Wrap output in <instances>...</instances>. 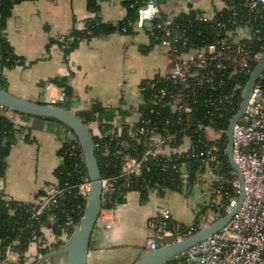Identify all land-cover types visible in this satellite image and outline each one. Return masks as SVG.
Here are the masks:
<instances>
[{
    "label": "trees",
    "instance_id": "trees-1",
    "mask_svg": "<svg viewBox=\"0 0 264 264\" xmlns=\"http://www.w3.org/2000/svg\"><path fill=\"white\" fill-rule=\"evenodd\" d=\"M31 0H0V86L8 88V80L5 77L6 68L15 67L23 63V59L16 54L7 36L8 20L13 14L15 5ZM108 0H88V9L92 13L86 21L83 29H74L63 40L52 41L61 45L66 56L77 48L79 43L96 36H107L114 32L134 34L139 10L146 5L147 0H124L127 15L118 23H107L101 17V3ZM161 2L159 1V4ZM201 10H190L183 12L173 18L171 25L174 33L185 32L189 37L187 48L205 46L219 36H228L229 32H236L240 28L251 27L253 53L264 51V7L251 11L247 0H225V7L218 11L214 17L204 20L198 17ZM162 18L168 15L162 13ZM221 23V24H220ZM220 24V25H219ZM152 29L159 34V38L150 37L149 46L142 45L141 52L148 53L150 49L160 44L165 33L152 24ZM252 64L251 71L255 68ZM172 66V62H171ZM170 66V67H171ZM251 71L247 74L235 76L226 81L224 85L199 87L197 97L190 96L194 104V110L190 112H175L171 110L170 103L177 99L179 93L192 94L193 86L185 88L178 86L169 80L167 76L157 74L146 78L141 82L142 96L144 103L137 107L125 109L122 107H108L101 102H95L89 109L79 112L85 123L91 125L97 123L100 128L99 134H94V141L97 144L96 156L99 160L103 177L116 176L117 188L110 199L105 202V207L116 208L126 201L127 194L132 191L140 192L143 199H147L152 191L163 195L166 191H183L194 184L202 182L204 173L212 169L217 176L214 182L215 188L220 190L222 207L215 204L204 207L219 214L217 219L227 213V206L236 197L233 187V180L236 176L232 168L228 153V128L231 119L240 108L242 101V90L250 78ZM156 83L151 88L150 81ZM56 85L65 88L67 100L58 105L67 106L71 103L72 89L68 76H57L51 80ZM236 82H240L241 88L237 95L232 97V89ZM193 84V83H192ZM165 88L167 95H157V89ZM207 99V100H206ZM7 108L0 106V177L7 172V158L12 146L24 135L29 139L32 126L26 127L17 124L7 115ZM142 112L144 117L152 118L154 124H158L163 132L177 134L175 145L185 142L189 138L190 149L184 155H174L173 159L157 157L150 158L146 162L141 175L125 176L122 172L124 159L127 155L140 157L146 150L149 141L137 140V134L130 135V129L136 131L139 124L133 127L126 121L129 115ZM28 116V115H26ZM182 116V118H181ZM37 120L52 121L43 117H35ZM184 119L183 123H179ZM121 121L122 132L119 135L116 122ZM56 122V121H55ZM211 127L220 133V138L212 140L209 138L207 128ZM126 143L128 148L123 146ZM216 149L212 150V147ZM202 150H211L210 154L200 156ZM63 156L62 164L55 169L56 183L63 189L62 195L57 202L48 210H45L37 217L34 216L39 204L38 202H23L12 198L0 199V264H28V251L34 242L39 245L46 244L44 230L50 228L58 237L66 235L68 238L75 230L83 214L86 198L81 194L79 185L88 177L84 155L78 139H68L61 151ZM216 159L213 160L212 157ZM186 165L188 177L183 181L182 164ZM44 194L42 189L38 195L39 199ZM218 208V209H217ZM199 220L194 224L195 232L200 229ZM182 231L188 228L180 224ZM66 240H59L52 245L41 248V253L46 254L52 249L62 247ZM8 250L15 252L18 257L11 260L8 257ZM35 259L30 264H35ZM162 264H174V259L167 260Z\"/></svg>",
    "mask_w": 264,
    "mask_h": 264
},
{
    "label": "crops",
    "instance_id": "crops-1",
    "mask_svg": "<svg viewBox=\"0 0 264 264\" xmlns=\"http://www.w3.org/2000/svg\"><path fill=\"white\" fill-rule=\"evenodd\" d=\"M87 1L31 0L15 5L8 20L7 36L23 63L4 70L12 93L43 101L45 86L57 76H68L72 89L71 109L75 112L89 109L95 102L131 109L143 100L141 82L151 78L145 76V68H152L153 76L169 72L168 48L156 44L148 54H142L141 46L151 43L146 30L136 29L134 34L117 31L86 39L66 56L61 45L51 42L63 40L74 29L85 27L92 16ZM159 6L162 13L172 18L190 10L214 16L225 7V0H165ZM126 15L124 0L101 3V17L107 23H118ZM132 74H137L136 80ZM9 117L32 129L29 139L22 134L12 146L6 175L0 177V199L38 202V193L47 184L56 183L55 169L63 162L60 151L74 134L55 121L34 122L26 115L13 116L12 112ZM137 120L136 113L126 119L129 123ZM93 125L99 134V125ZM212 175L183 191L169 190L163 195L151 192L147 199H143L140 192L132 191L123 204L101 212L91 239L88 264H134L149 251L147 243L152 236L149 222L165 209L171 213V223L188 226L199 220L198 226L202 227L210 220H217V211L203 209L213 204L222 207L220 190L214 186L217 176ZM44 233L47 243L31 245L28 264L44 255L41 248L68 240L66 235L58 238L50 228H45ZM14 259L16 257L11 260ZM40 264H66V258L55 256Z\"/></svg>",
    "mask_w": 264,
    "mask_h": 264
},
{
    "label": "built area",
    "instance_id": "built-area-1",
    "mask_svg": "<svg viewBox=\"0 0 264 264\" xmlns=\"http://www.w3.org/2000/svg\"><path fill=\"white\" fill-rule=\"evenodd\" d=\"M159 1L147 0L146 5L140 8L136 29L146 30L150 37L158 39L159 34L152 29V24L156 22V27L165 33L159 45L168 48L171 56L172 66L165 76L178 86L185 88L193 86L192 94L181 92L177 95V99L170 103L172 111L191 113L194 110L195 99L193 104L190 96L197 97L199 87L224 85L230 78L247 74L251 71L252 64L257 65L260 61L263 52L253 53L251 50L252 30L249 26L240 28L236 32H229L228 36H219L205 46L187 48L189 37L185 32L179 34L173 32L171 27L173 18L168 16L161 19L162 10ZM247 5L251 11H254L264 7V0H247ZM214 16L204 12L198 13V17L204 20ZM236 83L232 89V97L237 95V91L241 88L240 82ZM149 85L151 88L156 87V83L152 80ZM245 86L241 88L242 96ZM157 92L161 97L167 95L165 88H159ZM66 100L64 87L52 82L45 86L42 102L58 105ZM141 103H144V100ZM136 114L138 115L136 123H128L131 127L139 124V127L134 132L130 129V135L137 134L139 142L145 139L149 144L140 157L129 155L125 157L122 166L123 175H141L150 158L173 159L174 155L181 156L189 151L191 144L188 137H185L184 143L175 145L177 134L163 132L158 124L153 123L152 118L144 117L140 111ZM183 122L184 119L179 120V123ZM116 124L120 135L121 121H117ZM207 130L210 139L220 138V133L213 128L208 127ZM212 133L218 136L212 137ZM122 144L128 148L126 143ZM233 145L235 161L243 174L242 206L224 228L172 258L174 264H259L264 260V72L252 90L244 115L234 126ZM214 149L216 146L212 147V150ZM210 152L211 150H202L199 155L204 156ZM212 159L215 160L216 157L213 156ZM180 170L185 182L188 174L184 163ZM234 173L236 176L233 187L236 197L227 206V212L234 208L240 193V179L235 171ZM117 179L116 176L103 177L102 213L112 209L105 207L104 204L116 190ZM89 188L90 179L87 177L79 185V190L85 198ZM43 189L44 194L38 200L39 207L34 214L35 217L50 209L63 193V189L55 183H49ZM170 221L171 213L165 209L149 222V228L152 230V236L147 243L149 250L158 249L161 242L179 241L195 232L194 225H188V228L182 231L180 223ZM7 254L10 259L18 257L11 250H8Z\"/></svg>",
    "mask_w": 264,
    "mask_h": 264
},
{
    "label": "water",
    "instance_id": "water-1",
    "mask_svg": "<svg viewBox=\"0 0 264 264\" xmlns=\"http://www.w3.org/2000/svg\"><path fill=\"white\" fill-rule=\"evenodd\" d=\"M164 1L165 0H160V2ZM262 72H264V51L261 55L260 61L250 75L244 88L240 108L231 119L228 128L227 153L230 164L237 173L241 183L236 205L224 216L200 227L199 230L193 234L187 235L182 240L169 243L161 242L158 249L152 251L149 250L144 253L134 264H162L167 260L174 258L176 255L186 251L191 246L209 238L224 228L239 211L244 200L243 174L240 166L234 158L233 129L244 115L252 90ZM0 106L7 108L11 112H16L22 115L43 117L56 121L73 132L78 139L83 151L84 161L90 179V188L86 197L83 214L67 242L59 249L40 256L35 264H40L48 258L61 255L66 258V264H88L91 239L103 208V175L99 160L96 156L97 144L94 141V134L90 125L85 123L78 112H75L67 106L52 105L42 101L26 99L12 93L8 88L1 86ZM259 264H264V260Z\"/></svg>",
    "mask_w": 264,
    "mask_h": 264
},
{
    "label": "rangeland",
    "instance_id": "rangeland-1",
    "mask_svg": "<svg viewBox=\"0 0 264 264\" xmlns=\"http://www.w3.org/2000/svg\"><path fill=\"white\" fill-rule=\"evenodd\" d=\"M149 53V52H148ZM148 53H144V54H148ZM143 54V53H142ZM149 71H151V72H149ZM153 70H152V68H145V76H147V77H152L154 74H153V72H152ZM142 73H144V72H142ZM141 73V74H142ZM131 76H133V78H135V80L137 79V74H132ZM130 76V79L132 78ZM142 98V97H141ZM72 103V102H71ZM70 103V107L72 108V104ZM9 112H11V111H7V115L9 116ZM12 114H13V116H16V115H18L19 113H16V112H12ZM20 115V114H19ZM30 119H32V120H34V122H39V120H37L35 117H32V116H28ZM17 123V122H16ZM17 124H19V123H17ZM93 124H91L90 125V127H91V129H92V131H93V134H97V130H95V128H94V125L92 126ZM218 135L216 134V136L212 133V137H217ZM212 173H213V170L212 169H209V170H207V172L206 173H204L205 175H202L203 176V181H204V177L205 178H211L212 176H214V175H212ZM213 220H210L208 223H210V222H212Z\"/></svg>",
    "mask_w": 264,
    "mask_h": 264
}]
</instances>
